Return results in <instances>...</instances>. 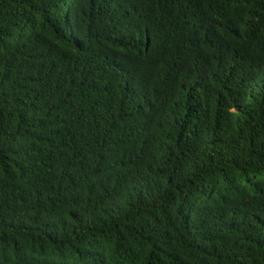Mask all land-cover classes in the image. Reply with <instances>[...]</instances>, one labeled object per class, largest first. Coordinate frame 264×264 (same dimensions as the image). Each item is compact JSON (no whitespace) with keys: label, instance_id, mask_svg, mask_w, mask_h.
Returning <instances> with one entry per match:
<instances>
[{"label":"trees","instance_id":"trees-1","mask_svg":"<svg viewBox=\"0 0 264 264\" xmlns=\"http://www.w3.org/2000/svg\"><path fill=\"white\" fill-rule=\"evenodd\" d=\"M0 264H264V0H0Z\"/></svg>","mask_w":264,"mask_h":264}]
</instances>
